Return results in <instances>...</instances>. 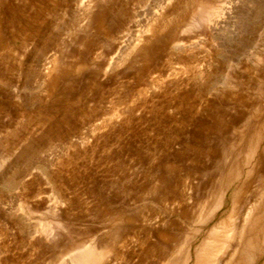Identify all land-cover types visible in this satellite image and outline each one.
Segmentation results:
<instances>
[{
  "label": "rangeland",
  "instance_id": "obj_1",
  "mask_svg": "<svg viewBox=\"0 0 264 264\" xmlns=\"http://www.w3.org/2000/svg\"><path fill=\"white\" fill-rule=\"evenodd\" d=\"M0 264H264V0H0Z\"/></svg>",
  "mask_w": 264,
  "mask_h": 264
}]
</instances>
